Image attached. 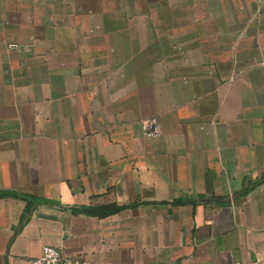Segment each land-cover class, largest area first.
<instances>
[{"label": "crops", "instance_id": "obj_1", "mask_svg": "<svg viewBox=\"0 0 264 264\" xmlns=\"http://www.w3.org/2000/svg\"><path fill=\"white\" fill-rule=\"evenodd\" d=\"M2 190L0 264H264V0H0Z\"/></svg>", "mask_w": 264, "mask_h": 264}, {"label": "trees", "instance_id": "obj_2", "mask_svg": "<svg viewBox=\"0 0 264 264\" xmlns=\"http://www.w3.org/2000/svg\"><path fill=\"white\" fill-rule=\"evenodd\" d=\"M0 197H13L16 199L23 200L25 202V207L21 215L20 223L18 227H21L24 222L28 219V216L32 212V210L40 204H49L52 201L43 199L40 197H36L27 193H21L13 190H2L0 191ZM189 202L184 200L183 198L176 199L173 203H185ZM134 204L126 205V206H119L115 203H107L101 205H82V206H72V207H64L70 210L73 214H83L87 216H94L98 218H103L109 216L111 214L117 213L124 208L133 206Z\"/></svg>", "mask_w": 264, "mask_h": 264}, {"label": "built area", "instance_id": "obj_3", "mask_svg": "<svg viewBox=\"0 0 264 264\" xmlns=\"http://www.w3.org/2000/svg\"><path fill=\"white\" fill-rule=\"evenodd\" d=\"M14 47L15 45H10ZM154 121H142V129L150 136H156V130L153 127ZM30 264H102L91 261L83 255L70 256L64 253L58 247L52 245H44L41 254L30 261ZM234 264H241L235 262Z\"/></svg>", "mask_w": 264, "mask_h": 264}]
</instances>
